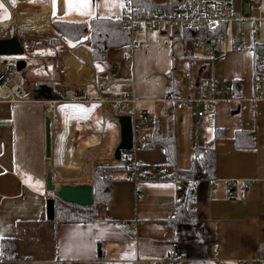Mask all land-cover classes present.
<instances>
[{
	"label": "crops",
	"instance_id": "crops-1",
	"mask_svg": "<svg viewBox=\"0 0 264 264\" xmlns=\"http://www.w3.org/2000/svg\"><path fill=\"white\" fill-rule=\"evenodd\" d=\"M232 1L238 9L242 0L237 4ZM86 2L91 5L87 12L81 10ZM7 3L16 14L25 13V19H16L14 33L26 50L25 66L31 69L24 72V66L17 72L21 78L18 82L32 99L0 101V239H13L15 248L13 257L8 258L0 245V264H167L159 259L168 252L171 241L178 242L182 256V260L173 264H264V100L253 104L249 99L254 92L253 50L230 42L237 23L228 24L226 39L216 48L213 59L221 57L224 69L214 73L212 68V77L219 78L223 90H234L231 82L238 81L234 91L243 99L230 104L218 101L211 110L194 117L191 112L203 108V104L173 109L172 102L167 100L185 88L191 92L198 84L210 85L212 77L199 69L198 58L197 74L188 82L182 74L189 61V57H184L185 51L191 50L189 45L193 47L189 29L163 23L153 30L129 31V42L110 47L105 56L107 68L96 75L95 70L101 67L90 61L87 38L67 43L53 29L51 21L87 22L98 16L118 17L120 0H72L69 6L67 0H7ZM0 4V22H4L10 18L7 17L10 9L1 0ZM263 28V23H259V32L253 39L247 32L246 40L264 43ZM135 33L138 35L134 36ZM50 38H57L60 43L48 42ZM191 54L205 56L203 52ZM32 65L40 66L44 73L47 65L56 70L53 73L52 69L51 76L42 77ZM174 65L177 70L169 73ZM10 69L1 65L5 75ZM171 77H177L178 82V91L173 95L168 94ZM98 78L104 83L102 87L97 86ZM40 82H52L56 91L62 90L64 83L74 82L88 100L57 104L58 129L50 131L48 157L46 115L36 99L53 94L45 85L39 86ZM127 92H133V102L114 100ZM99 97L105 101L99 102ZM116 109L120 114L133 113L132 156L151 170L166 162L163 147L157 143L145 148L138 143L150 136L156 124L164 135H173L175 165L179 169L189 167L192 145H204L218 128L220 135L211 141L214 179L200 180L195 185L194 223H175L172 219L177 203L185 195L184 181L181 190H176L171 180L134 182L122 165L116 166L124 172L111 182L107 204L101 205L91 220L56 221L46 217L45 200L53 195L45 187L47 171L84 169L87 173L84 147L101 139L95 146L104 150L101 143L107 137V121L117 128L115 138L104 153L106 156L95 157L110 162L119 136ZM165 109L169 110L168 115L162 114ZM62 128L65 135L61 134ZM238 130L241 133L237 140ZM89 150L86 148L84 152ZM123 152L126 151H120L119 157ZM95 157L88 159L90 181H86L85 174V181L80 183H92L93 168L98 164ZM246 180L252 184L244 192L242 183ZM136 192L142 194L139 201L135 199Z\"/></svg>",
	"mask_w": 264,
	"mask_h": 264
},
{
	"label": "built area",
	"instance_id": "built-area-1",
	"mask_svg": "<svg viewBox=\"0 0 264 264\" xmlns=\"http://www.w3.org/2000/svg\"><path fill=\"white\" fill-rule=\"evenodd\" d=\"M3 1L10 9L11 16L7 21L0 22V38H8L14 33L13 20L16 13L13 8L7 3V0ZM122 8L119 15L123 26L128 31L148 29L153 30L163 23L169 25H180L189 29L192 34V46L204 53L207 57H213L216 55V48L226 39L227 31L229 30L228 24L230 22H236L237 26L232 30V36L230 42L240 48H246L250 51L253 50V43L246 40L245 36L248 34L253 39L259 32V23L264 25V0H242L240 7L236 9L232 0H181L175 6L168 9L159 11L145 12L139 11L136 5L131 3V0H121ZM246 3V6L244 5ZM248 23V27L245 28V24ZM212 31L217 32L216 37H208V34ZM264 35V28H263ZM254 41V40H253ZM22 45V44H21ZM23 53L26 54V50L22 45ZM20 54H2L0 55V101H22L29 100L27 89L18 81L7 77L1 71V65L11 66L19 59ZM198 60L195 57L189 59L186 67L183 69L182 74L186 81L191 79L190 75L197 74ZM97 86L102 87L104 83L98 78ZM252 83L254 92L249 97L250 101L254 104L257 100H264V68L260 66V62H256L253 65ZM243 97L233 91L230 88L223 90L220 87V80L217 77H212L210 85L198 84L193 88L191 92L185 88L176 96H172L167 100H170L173 104V109H180L187 104H195L196 106L203 104V108L197 109L191 112L192 116L198 117L205 114L206 109L211 110L214 103L221 101L226 104L239 101ZM36 100L40 101L45 115L49 119L50 131H56L58 129V112L57 104L59 102H76L82 101L87 103L83 90L79 89L74 82L64 83L61 90V96L41 97ZM99 102H104L105 99L99 97ZM116 102H133L135 100L133 92H127L122 96L114 99ZM133 111V110H132ZM120 114V110L116 109L115 115ZM163 115H168L169 110H163ZM133 116V113H131ZM115 117V116H114ZM142 142L138 143L141 147ZM102 148V147H100ZM134 148V144L132 150ZM98 164L106 165L105 161L98 159ZM122 165L128 169V177L134 182L142 180H171L175 182V189L181 190L183 188L181 181L179 180L176 172L172 173L167 179L159 178L157 173L150 170V168L136 161L132 156V151H128L117 160L112 158L109 165ZM252 182L244 181L242 183L244 192H247ZM136 201L142 199L140 192L135 193ZM178 242L171 241L168 252L163 255L159 262L165 261L167 264H173L174 261L178 262L182 260V256L178 250Z\"/></svg>",
	"mask_w": 264,
	"mask_h": 264
},
{
	"label": "trees",
	"instance_id": "trees-1",
	"mask_svg": "<svg viewBox=\"0 0 264 264\" xmlns=\"http://www.w3.org/2000/svg\"><path fill=\"white\" fill-rule=\"evenodd\" d=\"M180 1L181 0H166L163 2L156 0H131V3L136 5L139 11L152 12L168 9L175 4H178ZM51 25L67 43H75L87 38L86 43L90 49V61L93 65L101 67L100 70H95L96 75H99L102 70L107 68L105 62L107 50L110 47L125 44L130 40L129 31L123 26L119 16H98L91 18L87 22L79 20L53 19ZM216 35V32L212 31L208 34V37H216ZM51 41L55 44L60 43L57 38H50L48 42ZM184 57H189L190 59V57L192 58L194 56L190 53V50L186 49ZM195 58L200 60L199 69L205 70V75L207 77H212L213 57L196 56ZM256 62H260V66L264 68V43L259 42L253 45L252 67ZM172 70H177V66L174 65L173 68L169 70V73ZM190 77L193 78L192 74ZM231 84L233 89L236 90L238 81L234 80ZM40 85L48 87L53 96H61V90L56 91L52 82H40L39 86ZM168 89L169 95H173V93L178 91L177 77H171ZM28 94L29 92L27 95ZM28 96L31 97L30 95ZM240 133L241 130H238L237 135L235 136V138L237 137V140L240 137ZM219 135L220 132L218 128H215L213 130V136H211V139L204 145H192L190 165L186 169H179L175 165V145L173 135L170 133L164 135L159 130L157 124L153 127L150 136L142 141L141 147H152L157 143L163 147L166 162L163 165L155 166L152 169V171L157 173L159 178L167 179L172 173L176 172L179 180L186 183L184 198L181 202L177 203V207L173 214L172 219L175 223L181 221L192 224L196 221V211L193 207L195 185L200 180L214 179L213 146L211 141ZM126 152H123V154ZM117 168L118 167L116 166L108 164H97L94 166L91 183L93 200L88 205H80L64 201L57 197L53 192V219L56 221L91 220L98 212L100 206L107 204L110 198L111 182L114 180L111 172ZM0 245L4 256L12 258L15 252L13 239L1 238Z\"/></svg>",
	"mask_w": 264,
	"mask_h": 264
},
{
	"label": "water",
	"instance_id": "water-1",
	"mask_svg": "<svg viewBox=\"0 0 264 264\" xmlns=\"http://www.w3.org/2000/svg\"><path fill=\"white\" fill-rule=\"evenodd\" d=\"M23 49L18 36L13 33L8 38H0V55L2 54H22ZM25 66L23 59H18L15 64L10 66V70L19 71ZM5 74V72H2ZM22 75H25L22 73ZM116 120L118 123V142L113 150V158L117 160L120 155V151H130L133 147V128L134 117L131 114H117ZM51 133L49 127L48 116H45V155H50V143ZM50 169V165H47V170ZM45 187L47 190L54 192V194L60 199L73 202L80 205H88L93 200V190L91 184L77 183L69 184L62 183L58 186L52 181L50 171L46 173ZM46 217L53 219L54 216V199L48 197L45 200Z\"/></svg>",
	"mask_w": 264,
	"mask_h": 264
},
{
	"label": "rangeland",
	"instance_id": "rangeland-1",
	"mask_svg": "<svg viewBox=\"0 0 264 264\" xmlns=\"http://www.w3.org/2000/svg\"><path fill=\"white\" fill-rule=\"evenodd\" d=\"M121 1V0H120ZM235 1V3L237 4L240 0H234ZM72 2V0H67V5L69 6L70 5V3ZM244 5L246 6V3H244ZM89 6H91L90 5V3H88V2H86V4L85 5H82L81 6V10L83 11H85V12H87V10H88V8H90ZM121 6H122V3H121ZM1 9H2V5L0 4V11H1ZM121 13V12H120ZM11 16V13L9 14L8 12H7V17L8 16ZM120 15V14H119ZM144 32V31H143ZM145 33V32H144ZM138 34H134V36H137ZM144 35H142L141 37H143ZM257 38H261L259 35H257L256 36ZM42 46V45H41ZM188 46V45H187ZM191 50V53H193L194 55H201L202 54V52L200 51V50H198V49H196V48H194V47H191V45H189L188 46ZM179 52V50L177 51V52H175L176 54ZM33 53V52H32ZM27 54L29 55V54H31V51L29 50V51H27ZM18 58L19 59H26V57L24 56V54H20V55H18ZM214 63V67H213V69H214V73H218V72H223V69H224V62H223V60H222V58L221 57H217V58H215V61L213 62ZM182 64H184V62H182L180 65H182ZM35 67V71H39L40 72V74L42 75V77H49V76H51L52 75V69H53V73L55 72L54 70H56V67H51V65H47L48 66V69H47V71H45L46 73H44V71L43 70H40L39 69V67L40 66H38V65H32V67ZM4 68V67H3ZM61 69H62V67H60ZM25 71L24 72H26V71H29L30 69H31V67L29 66V65H26L25 66ZM6 76L7 77H9V78H11V79H14V80H17V81H19V80H21V78H20V76L18 75V72L17 71H15V70H11V71H8L7 73H6ZM31 75L29 74L28 75V77H30ZM53 76L55 77V75L53 74ZM90 94H93V93H91L90 92ZM136 120H138V118L136 117L135 118ZM140 122H138V123H136V124H139ZM116 126L115 125H113L112 123H110V122H106V125H105V131H106V134H107V137H103V142L101 143L102 144V146L104 147V150L103 151H99L100 149H102V148H100V149H98V147H96V146H93V147H87L88 149H90L89 150V152H84V156H83V158H85V160H87V165H88V172L87 173H89V174H87L85 171H84V169H82L81 171L80 170H72V171H67V169H55V168H52L51 169V172H50V174H51V178L55 181V182H57V186L58 185H60V184H62V183H69V184H77V183H80V182H84L85 181V178H84V176H82L83 175V173L84 174H86V176H88V177H86L87 179H86V181H90V179H91V177H92V174H91V172H90V161L88 160V159H90V158H92V157H95V156H97V154L99 155V156H106L104 153L107 151L108 152V149H109V147L111 146V143H112V141L114 140V138H115V134H116ZM61 130H64L63 128L61 129ZM63 132V131H62ZM61 134H63V135H65V130H64V133H61ZM81 134L82 135H84V133L83 132H81ZM80 134V135H81ZM81 140H83V138H80V141ZM108 159V158H107ZM105 162H109V161H105ZM82 163H83V161H82ZM106 164H109V163H106ZM83 166V165H82ZM122 172H124V170H122V169H115V170H113L112 172H111V174H112V176L113 177H115V178H117V177H121L120 176V173H122ZM126 172H127V170H126ZM124 177H125V173H124Z\"/></svg>",
	"mask_w": 264,
	"mask_h": 264
},
{
	"label": "bare ground",
	"instance_id": "bare-ground-1",
	"mask_svg": "<svg viewBox=\"0 0 264 264\" xmlns=\"http://www.w3.org/2000/svg\"><path fill=\"white\" fill-rule=\"evenodd\" d=\"M25 15V13L24 12H19V13H17L16 14V17H15V19L13 20V24L15 25V29H16V31H17V26H16V19L18 18V19H25L26 17L24 16ZM101 141V139H99V140H94V142H91V143H89V144H87L85 147H84V150H83V156H84V151L86 150V148L87 147H93V146H95L96 144H98L99 142ZM82 176H85V174H83ZM57 184V182H55V185Z\"/></svg>",
	"mask_w": 264,
	"mask_h": 264
}]
</instances>
